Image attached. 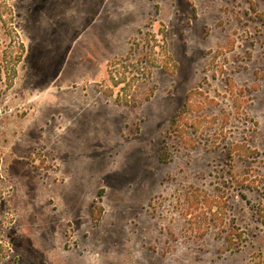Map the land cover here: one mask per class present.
Segmentation results:
<instances>
[{
  "label": "rangeland",
  "instance_id": "374dc122",
  "mask_svg": "<svg viewBox=\"0 0 264 264\" xmlns=\"http://www.w3.org/2000/svg\"><path fill=\"white\" fill-rule=\"evenodd\" d=\"M11 2L0 264H264V0Z\"/></svg>",
  "mask_w": 264,
  "mask_h": 264
},
{
  "label": "trees",
  "instance_id": "16d2710c",
  "mask_svg": "<svg viewBox=\"0 0 264 264\" xmlns=\"http://www.w3.org/2000/svg\"><path fill=\"white\" fill-rule=\"evenodd\" d=\"M13 0H0V85L10 87L25 55V45L16 24ZM182 113L174 116L172 129L177 132Z\"/></svg>",
  "mask_w": 264,
  "mask_h": 264
}]
</instances>
